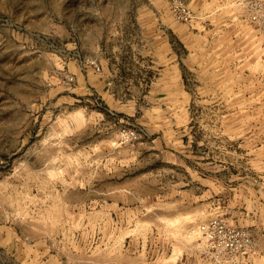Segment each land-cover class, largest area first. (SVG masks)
Masks as SVG:
<instances>
[{
  "label": "rangeland",
  "instance_id": "374dc122",
  "mask_svg": "<svg viewBox=\"0 0 264 264\" xmlns=\"http://www.w3.org/2000/svg\"><path fill=\"white\" fill-rule=\"evenodd\" d=\"M183 2L0 0V264H264V0Z\"/></svg>",
  "mask_w": 264,
  "mask_h": 264
},
{
  "label": "built area",
  "instance_id": "2783aa9c",
  "mask_svg": "<svg viewBox=\"0 0 264 264\" xmlns=\"http://www.w3.org/2000/svg\"><path fill=\"white\" fill-rule=\"evenodd\" d=\"M258 5L262 7L256 3V7ZM172 8L177 20L192 22L194 13L183 0H172ZM95 68L100 71L99 66ZM200 230L207 245V258L213 264H247L254 250V240L246 228L230 225L223 218H213L202 224Z\"/></svg>",
  "mask_w": 264,
  "mask_h": 264
},
{
  "label": "bare ground",
  "instance_id": "6f19581e",
  "mask_svg": "<svg viewBox=\"0 0 264 264\" xmlns=\"http://www.w3.org/2000/svg\"><path fill=\"white\" fill-rule=\"evenodd\" d=\"M203 241H204V239H203Z\"/></svg>",
  "mask_w": 264,
  "mask_h": 264
}]
</instances>
